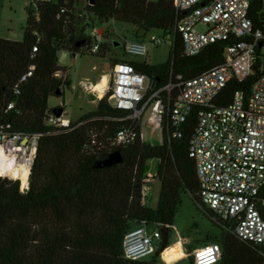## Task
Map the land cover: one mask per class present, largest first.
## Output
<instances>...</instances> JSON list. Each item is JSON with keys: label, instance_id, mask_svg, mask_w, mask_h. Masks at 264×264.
<instances>
[{"label": "trees", "instance_id": "trees-1", "mask_svg": "<svg viewBox=\"0 0 264 264\" xmlns=\"http://www.w3.org/2000/svg\"><path fill=\"white\" fill-rule=\"evenodd\" d=\"M30 1L22 40L0 37V131L30 139L38 136L29 188L23 190L20 179L0 176V264H178L163 260L157 250L141 259L128 258L123 244L133 224L166 226L170 233L183 193H189L219 228L218 234L205 238L206 243L222 247L215 264H264V243L239 237L233 231L236 222L216 217L202 200L195 162L188 152L200 107L190 111L180 137L173 136L166 117L157 143L143 137L140 121L135 123L129 110L111 103V91L78 120H70L68 125L49 122L59 108L50 107L49 98H61L63 86L71 85L70 78L57 74L63 68L59 51L102 58L112 51L110 62L124 60L113 49L118 40L106 41L113 36L112 21L134 25L137 39L153 29L172 35L167 61H130L151 78L146 99L159 89L161 96H166L164 87L175 82L178 74L194 77L224 62L232 40L216 41L187 55L180 33L175 32L178 15L174 0H88L82 9L78 0ZM249 15L255 28L262 29L260 0H251ZM95 28H102L104 40L93 51ZM257 55L260 57L259 52ZM260 64L259 58L243 81L230 80L215 104L230 103L238 90L250 93L261 73ZM30 70L32 74L23 79ZM129 125L135 126L139 136L130 143H115L117 132ZM117 149L122 153L121 162L100 165ZM153 171L160 181L155 207L144 199ZM260 194L264 197V187ZM196 247L185 244L190 264Z\"/></svg>", "mask_w": 264, "mask_h": 264}, {"label": "built area", "instance_id": "built-area-1", "mask_svg": "<svg viewBox=\"0 0 264 264\" xmlns=\"http://www.w3.org/2000/svg\"><path fill=\"white\" fill-rule=\"evenodd\" d=\"M260 2L264 17V0ZM250 5L251 0H174L178 15L175 32L182 37L185 53L194 55L210 43L229 39L232 42L227 46L225 61L194 77L178 74L175 82L164 87L166 96H161L159 89L147 99L151 78L137 70L130 60L110 62L109 83L112 80V85L105 94L111 91L112 103L129 110V117L135 123L151 106L150 128L161 129L167 117L174 137L182 136L181 127L190 111L195 106L200 107L188 152L195 162L202 200L216 217L234 220L233 231L239 237L260 244L264 243V197L260 194L264 187V18L263 28L256 29L249 15ZM200 24L206 29L199 30ZM94 35L97 42L93 51H96L103 31L95 28ZM170 39L172 35L164 32L151 36L155 44ZM124 51L138 56L148 53L147 44L141 40H126ZM259 58L261 73L250 93L238 90L230 103L216 105V97L228 82L246 79ZM31 74L32 70L23 79ZM12 107L13 102L9 104V108ZM49 122L68 125L62 116L55 114L50 116ZM0 134L3 144L12 142L21 146L22 140L29 138L21 133L0 131ZM138 136L135 126L129 125L117 132L115 143H130ZM33 137L38 139V136ZM161 227L149 230L143 223L128 231L123 244L126 257L141 259L153 254L158 241L162 240ZM221 252L222 247L216 242L196 247L192 251L193 264H215Z\"/></svg>", "mask_w": 264, "mask_h": 264}, {"label": "rangeland", "instance_id": "rangeland-1", "mask_svg": "<svg viewBox=\"0 0 264 264\" xmlns=\"http://www.w3.org/2000/svg\"><path fill=\"white\" fill-rule=\"evenodd\" d=\"M88 0H78V7L84 8ZM30 0H0V37L10 38L13 40H22L24 35V27L27 22V7L30 6ZM106 27L108 25H105ZM111 34L106 41L111 43L113 40H118L119 44L114 43V50L124 59H134L139 61H147L149 63L157 64L168 60L171 55L172 42L167 40L161 44H155L151 41L152 35H161L162 31L159 29L151 30L142 39H137L134 30L135 27L129 23L119 21H112L110 24ZM199 30H205L206 26L200 24L197 26ZM141 40L147 44L148 53L146 55L127 54L123 51L124 40ZM104 40V39H102ZM112 48V47H111ZM108 53L105 58L98 57L91 54L76 53L67 50H61L58 53L59 64L63 67L58 71V75L63 79H71V85H64L63 89L65 95L61 98L51 96L49 98V106L52 108L63 107L64 111L62 118L68 123L69 120H78L84 113L96 108L99 98L105 95L108 87L112 85V80L105 87L102 96L97 91H94L91 84L100 81L102 75H109L110 71L105 67L110 63V55ZM110 76V75H109ZM62 88V87H61ZM112 103V100H111ZM149 112L147 111L143 116L144 123V137L151 142H159L162 137L161 129L155 133H151L150 128L145 125ZM33 137L26 145L21 146L27 148L28 154L31 153L33 147ZM38 141V139H37ZM155 171L151 172L150 181L144 188V198L150 206H157L160 195V184L158 179L153 176ZM31 175V173H30ZM30 179V177H29ZM22 186V184H21ZM23 190L27 189L22 188ZM155 224L148 225L149 230H153ZM219 228L212 223L210 218L200 210L194 203L193 198L189 193L182 194V203L175 215L173 229L170 231L168 242L170 245L161 253V257L168 263H172L180 259L184 254L182 249V241L185 244H192L197 247L207 244L205 238L208 234H218ZM158 243H160L158 241ZM160 245V244H158ZM178 264H190L188 256L178 260Z\"/></svg>", "mask_w": 264, "mask_h": 264}, {"label": "bare ground", "instance_id": "bare-ground-1", "mask_svg": "<svg viewBox=\"0 0 264 264\" xmlns=\"http://www.w3.org/2000/svg\"><path fill=\"white\" fill-rule=\"evenodd\" d=\"M108 81V75L104 74L100 81L91 84V87L102 96ZM36 149L37 139L34 141L30 154H28L27 148L23 146L13 145L12 142L3 144L0 141V176L20 179L22 188H29V175Z\"/></svg>", "mask_w": 264, "mask_h": 264}, {"label": "water", "instance_id": "water-1", "mask_svg": "<svg viewBox=\"0 0 264 264\" xmlns=\"http://www.w3.org/2000/svg\"><path fill=\"white\" fill-rule=\"evenodd\" d=\"M115 44L118 45L119 43L116 42ZM73 55H76V52H73ZM105 68L107 70H109L110 69V63H107ZM58 93L60 94L61 90H58ZM63 111H64L63 107H59V108L54 110V114L56 116H58V117H61L62 114H63ZM1 139H2V134H0V140ZM28 140H29V138L23 139V143L26 144L28 142ZM37 144H38V142H37ZM122 159H123L122 153H121L120 150L117 149V150L112 151L104 160H102L100 162V165H102V166H111V165H113L115 163L121 162ZM133 226H136V225L133 224ZM161 230H162V240H161V244H160L159 248L156 251V255L161 254L164 251V249L167 246L168 240H169L168 227L162 226Z\"/></svg>", "mask_w": 264, "mask_h": 264}, {"label": "crops", "instance_id": "crops-1", "mask_svg": "<svg viewBox=\"0 0 264 264\" xmlns=\"http://www.w3.org/2000/svg\"><path fill=\"white\" fill-rule=\"evenodd\" d=\"M101 31H102V28H99ZM128 60H130V61H138V62H142V61H139V60H134V59H128ZM108 78H109V75H108ZM149 112V114H148V117H147V120H146V122H145V125L147 126V127H149L150 128V126L148 125V118H149V116H150V114H151V106H148L146 109H145V112H144V115H145V113L146 112ZM143 115V116H144ZM69 119H68V123H69ZM140 124H141V126H142V135H143V137H144V123H143V117H142V119L140 120ZM150 131H151V133L153 134V133H155L156 131H153L151 128H150ZM145 138V137H144ZM157 183H159L160 184V181L158 180V181H156ZM145 199V202H146V198H144ZM147 203V202H146ZM155 228H157V226L155 227ZM154 228V229H155ZM181 242H182V249H183V251H184V254L185 255H183L181 258H183V257H186V256H188V253L186 252V249H185V243H184V241H182L181 240ZM180 258V259H181ZM180 259H178V260H180ZM178 260L177 261H174V262H172V263H178Z\"/></svg>", "mask_w": 264, "mask_h": 264}, {"label": "flooded vegetation", "instance_id": "flooded-vegetation-1", "mask_svg": "<svg viewBox=\"0 0 264 264\" xmlns=\"http://www.w3.org/2000/svg\"><path fill=\"white\" fill-rule=\"evenodd\" d=\"M158 244H160V243H158Z\"/></svg>", "mask_w": 264, "mask_h": 264}]
</instances>
